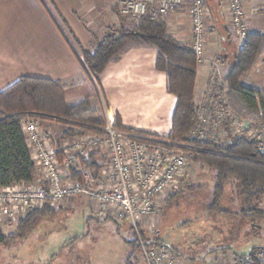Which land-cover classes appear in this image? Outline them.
Instances as JSON below:
<instances>
[{"label": "built area", "instance_id": "2783aa9c", "mask_svg": "<svg viewBox=\"0 0 264 264\" xmlns=\"http://www.w3.org/2000/svg\"><path fill=\"white\" fill-rule=\"evenodd\" d=\"M223 2L231 31L243 45L248 35L243 0ZM119 3L122 15L132 19L165 16L177 8L189 11L191 39L188 47L199 63L210 66V72L205 97L198 107L197 123L186 139L225 145L233 138L244 137L257 144L259 152L264 154V123L243 128L244 122L237 119L228 106L229 87L222 79L220 61L206 58V39L215 29L207 21L205 0H119ZM20 126L39 182L0 188V223L44 207L56 208L66 200L81 196L95 206L98 217L129 223L144 264H179L170 244L148 245L143 229L147 221L158 214L167 196L180 189L191 155L121 131L109 108H104L101 133L76 135L63 140L59 147L54 144L51 132L42 128L40 119L24 116ZM97 154L105 156L97 173L82 170L81 161H88ZM72 171L81 177V182L71 178ZM255 263L264 264V247L252 255L217 258L206 264Z\"/></svg>", "mask_w": 264, "mask_h": 264}, {"label": "crops", "instance_id": "0c3cea01", "mask_svg": "<svg viewBox=\"0 0 264 264\" xmlns=\"http://www.w3.org/2000/svg\"><path fill=\"white\" fill-rule=\"evenodd\" d=\"M243 3L248 32L264 35V0H243ZM205 4L207 21L215 29L208 39V48L220 54L225 67L232 63L240 45L231 31L225 3L205 0ZM164 20L167 33L188 45L191 38L189 11L177 8L165 15ZM132 26L133 19L122 15L119 0H0V92L23 77L58 81L65 86V100L69 105L87 100L92 109L98 110L102 101L114 113L121 129L167 137L177 99L166 90L165 74L156 70L155 49L143 46L126 50L116 61L108 63L96 80L82 64V53H91L94 45L112 31ZM208 75V66L198 64L194 88L197 107L203 100ZM242 80L264 87V54ZM60 126L42 122V128L51 132L57 147L65 140L60 136L64 130ZM94 158L98 165L105 160L103 154ZM68 206L71 205H58L56 210ZM94 207L90 206L89 223L120 224L111 218L98 217ZM116 233L121 236L118 230ZM122 237L124 250L115 262L144 264L140 253L131 248L132 239ZM78 239L80 237L71 243H77ZM157 242L155 240L154 245ZM75 253L76 258L81 256Z\"/></svg>", "mask_w": 264, "mask_h": 264}, {"label": "trees", "instance_id": "16d2710c", "mask_svg": "<svg viewBox=\"0 0 264 264\" xmlns=\"http://www.w3.org/2000/svg\"><path fill=\"white\" fill-rule=\"evenodd\" d=\"M143 46L156 50V70L165 74L166 90L177 99L167 138L185 141L198 117V107L194 102L197 63L189 47L167 33L164 16H143L133 19L131 28L112 31L94 45L91 53L81 54L82 64L96 80L108 63L116 61L130 48ZM263 48L264 35L258 32L248 35L247 42L225 75L230 85V106L247 122L264 123V90L240 84V78L250 71ZM64 92L65 86L61 82L32 77H23L0 92V188L39 182V174L21 131L20 121L25 114L33 113L46 122L62 125L65 139L86 132L100 133L99 111L92 109L87 100L69 105ZM116 124L121 129L118 120ZM128 132L131 133L130 130ZM188 143L192 161L213 168L216 173L211 210L221 212L218 204L224 187L230 180H235L246 207L241 215L264 217V210L260 209L264 198V154L259 152L257 144L244 137L233 138L225 145L199 141ZM94 157L81 161V169L97 173L100 166ZM71 178L81 182V177L74 171ZM44 208L20 220L15 235H0V242L24 239L39 219L55 213ZM145 235L143 233L148 245L159 240H151ZM132 245L140 253L135 239Z\"/></svg>", "mask_w": 264, "mask_h": 264}, {"label": "rangeland", "instance_id": "374dc122", "mask_svg": "<svg viewBox=\"0 0 264 264\" xmlns=\"http://www.w3.org/2000/svg\"><path fill=\"white\" fill-rule=\"evenodd\" d=\"M252 33L254 32H248V35ZM213 35H208L206 39V58H218L220 61L222 79L229 87L228 106L235 113L237 119L245 122L230 106V85L225 75L230 70L243 45L247 42L248 35L243 45L238 41L240 49L233 56L232 63L227 64L225 67H223V59L220 54L208 48V39ZM75 49L80 54L76 46ZM262 54H264V48L254 63L259 61ZM196 63L197 65H207L210 72L208 64L199 63L197 60ZM88 74L90 75V73ZM246 74L240 78L241 85L264 90L263 86H254L249 84L248 80H242ZM93 80L95 79L93 78ZM104 108L106 106L101 101L100 108L97 110L99 111L97 118L102 123L99 126L100 133L104 127ZM25 116H34L40 119L41 123L44 122L40 116L33 113H27ZM248 123L250 125L261 124L254 121ZM59 128L63 130L62 125ZM120 130L130 133L127 130ZM136 135L140 139L191 155L188 151L191 146L186 137L185 141H180L142 133ZM60 136L62 139L65 138L62 131ZM188 163L185 181L177 192L167 196L158 210V214L147 221L144 227L145 230L143 229L145 236L158 238L159 240H156V242H159L157 243L170 244L175 250L180 264H206L207 260L213 258L226 259L233 255H247L253 249L264 247V217H245L241 215V211L246 207L243 204L238 183L235 180H230L225 185L218 204L221 212L213 211L211 207L214 202L216 181L214 169L192 161V155L189 157ZM59 205L71 206L57 210L51 207L44 208L49 211L53 210L55 213L39 219L24 239L0 242V264H117L115 261H117L119 253L124 250L123 246H125L122 236H127L132 241L135 239V234L130 229L128 222L118 225L113 222H107L106 224L89 223L88 221L91 220L89 218L91 217L90 206L93 204L84 197H75ZM260 209L264 210V198L261 200ZM29 214L12 221L0 223V235L5 237L15 235L19 221H23ZM115 230H118L121 236H117V233L115 235ZM79 237L77 243H71ZM75 252L81 256L76 258L77 254ZM87 256H89L88 260L85 259Z\"/></svg>", "mask_w": 264, "mask_h": 264}, {"label": "water", "instance_id": "95a60500", "mask_svg": "<svg viewBox=\"0 0 264 264\" xmlns=\"http://www.w3.org/2000/svg\"><path fill=\"white\" fill-rule=\"evenodd\" d=\"M248 124H249V123H248L247 121H245V122L243 123V128L246 129V128L248 127Z\"/></svg>", "mask_w": 264, "mask_h": 264}]
</instances>
